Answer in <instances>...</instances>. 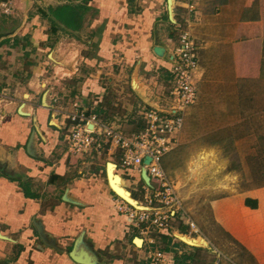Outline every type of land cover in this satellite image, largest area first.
Returning a JSON list of instances; mask_svg holds the SVG:
<instances>
[{
	"label": "crops",
	"instance_id": "crops-1",
	"mask_svg": "<svg viewBox=\"0 0 264 264\" xmlns=\"http://www.w3.org/2000/svg\"><path fill=\"white\" fill-rule=\"evenodd\" d=\"M84 1L0 0V264H146L147 252L154 245L168 254V264H174L175 252L185 255L192 248L189 243L194 240L186 243L181 239H194L185 235L186 227L184 233L175 229L172 236L168 235L171 246L177 242L186 246L173 247L170 252L160 238L163 234L153 230L157 234L154 237L152 231L136 227L119 206L125 203L137 208L112 188L135 204L124 186L127 183L140 189L145 183L142 175L123 169V176H119L110 165L111 188L100 174L101 167L89 172L87 157L73 156L68 151L63 117L70 112L71 103L79 99L90 113L111 125L112 120L102 116L109 103V87L116 86L112 83L119 77L115 72H123L130 65L131 90L139 96L133 83L144 91L142 80L167 67L173 50L164 43L161 26L168 9L163 10L160 0L148 8L147 0H93L87 4L90 10L76 32L51 15V10L82 6ZM231 8L239 16L242 12L241 33L235 36L234 49L223 51L225 84L230 89L224 109L222 100H217V109L227 122L242 123L251 130L245 152L258 153L264 159V0H240ZM156 25L159 27L154 29ZM63 35L79 48L76 53L71 50L70 65L65 68L79 85L65 113L60 107L63 97L55 107L51 105L54 97L59 99L52 80L61 66L57 52L58 45H64ZM199 41L200 78L205 76L206 80L209 72L200 65L203 54H210L215 62L216 52L210 49V43ZM157 46L164 48L163 57L154 53ZM78 57L74 63L73 58ZM53 69L55 73H51ZM211 101L206 100V105ZM203 102L198 98V104L188 109L179 136L180 147L200 135L199 129L193 132L190 124L191 119L203 114ZM180 149L175 156L186 155ZM254 168H262L260 161ZM80 174L84 177L76 176ZM53 175L58 178L51 182ZM20 183L27 185L36 198H27ZM139 199L133 198L137 203ZM217 218L224 219L220 224L253 264H264V182L239 194L234 207ZM136 239L141 240V247L134 244ZM2 249L15 250L16 256L8 260Z\"/></svg>",
	"mask_w": 264,
	"mask_h": 264
},
{
	"label": "rangeland",
	"instance_id": "rangeland-1",
	"mask_svg": "<svg viewBox=\"0 0 264 264\" xmlns=\"http://www.w3.org/2000/svg\"><path fill=\"white\" fill-rule=\"evenodd\" d=\"M154 1L156 0H147L148 5L146 7H152ZM238 1L240 0H174L172 15L166 10L167 16L163 19L161 26L166 38L164 43L173 50L171 57L178 54L180 39L185 33H189L197 45L200 43L199 39L210 43L212 45L210 49L216 52L215 62L212 61L211 58L214 57L210 54H203V61L201 60L200 63L202 68L209 72V78L206 80L205 76L200 78L199 72L198 78L195 80L199 102L203 100L204 105L200 107L203 114L198 118L191 119L190 126L193 132L199 129L198 134L200 135H196V138L192 137V141L187 146L180 147L179 136L181 133H179L176 138L177 146L162 160L164 170L176 187L180 201H183L185 210L189 212L200 231L201 237L195 238L196 240L183 238L188 243L189 240L200 242L197 244L199 246L189 243L192 248L191 250L187 249L186 252L194 260L186 264H253L252 259L241 245L233 237H230L220 224L224 219L217 218L225 215V211L234 207V201L237 200L239 194L256 187L257 182H264V159H262V155L255 152L253 154L245 152L249 149L247 147V135L251 134V130H247L246 125L244 126L242 123L227 122L223 114L220 115L221 112L218 111L217 108L219 107L216 104L217 100H222L221 110L224 109L225 95L230 89L225 84L227 75L223 51L227 49L230 53L234 49L235 36H239L241 33L240 18L242 12L239 16L231 8ZM160 2L163 10L168 9L166 0H160ZM156 27L159 26H154V29ZM61 38L64 40V45H60V43L57 52L59 55L58 62L61 66L57 69V73L53 74L55 78L52 80V86L55 87L54 93L59 97L58 100H60V96L63 97L60 107L63 108V112H61L65 113L66 109L69 108L67 103L74 100L73 94L77 92L79 87L78 81L71 79L65 68L70 65L71 57L68 55L71 50L76 53L79 48H76L74 44L71 45L70 39L64 35ZM63 53L65 54L64 57ZM76 61H79V57L73 58V62L76 63ZM80 63L78 67H81ZM171 66L170 58L167 60V67L156 72V76L150 77L149 75L148 78L142 80L145 86L144 91H141V85L136 87L135 84L137 83L134 82L133 89L140 94L139 96L134 95L131 90L132 71L130 65L128 68L125 67L123 72H115V75L119 77L115 78L112 83L116 86L109 87V103L106 106L105 114L102 116L106 120H112L109 126L117 129L124 136L130 137L140 133L144 128L145 116L152 107L165 108L171 106L173 98L170 96V91L175 82L174 77L166 72V68L170 69ZM120 68V66L117 67L119 70ZM51 73H55V70H51ZM233 75L235 76V72ZM206 100H212L210 105H206L208 103L205 102ZM196 103L197 101L193 105ZM56 105L57 103L52 101V106L55 107ZM192 106L185 110L184 117ZM178 148L186 152V155L178 153L175 156ZM185 149L188 150L185 151ZM259 161L262 168L258 170L254 167ZM85 162L88 163V171L91 173L95 172L92 168L101 167L103 173L100 174L106 178L108 163L116 166L115 173L117 175L123 176L124 174L120 165L119 154H104L102 157L90 156L85 159ZM248 165H253V168H248ZM76 176L84 177L82 174ZM127 185L126 183L124 187L134 194L133 198H140L141 204L139 206H145L143 185L139 187L140 189ZM230 196L234 197L233 201L226 200ZM237 203L235 202V204ZM178 223H174V227L180 228ZM152 235L156 237L157 234L152 231ZM3 251L6 257L8 256V260L13 259L17 253L11 249H4Z\"/></svg>",
	"mask_w": 264,
	"mask_h": 264
},
{
	"label": "built area",
	"instance_id": "built-area-1",
	"mask_svg": "<svg viewBox=\"0 0 264 264\" xmlns=\"http://www.w3.org/2000/svg\"><path fill=\"white\" fill-rule=\"evenodd\" d=\"M180 40L178 54L171 57L170 69L166 68L175 82L170 91L172 104L165 108L152 107L145 116L146 123L140 133L124 136L96 114L90 113L79 99L71 103L70 112L63 117L67 131L65 142L71 155L102 157L104 154H119L122 169L136 171L139 175L147 170L150 185L143 184L145 206L140 205L139 210L125 203L119 206V211L126 213L136 227L172 236V231L181 230L183 226L187 229L185 235L195 239L201 237L198 226L185 210L162 164L164 156L177 146L176 138L184 128L185 110L198 98L195 80L199 73V48L189 33H185ZM52 101L57 103L58 99L54 97ZM146 158L151 159L148 165L144 164ZM176 222H179L180 228L174 227ZM174 240L177 239L174 237ZM169 261L166 252L155 245L149 248L146 264H168Z\"/></svg>",
	"mask_w": 264,
	"mask_h": 264
},
{
	"label": "trees",
	"instance_id": "trees-1",
	"mask_svg": "<svg viewBox=\"0 0 264 264\" xmlns=\"http://www.w3.org/2000/svg\"><path fill=\"white\" fill-rule=\"evenodd\" d=\"M93 0H85L84 5L82 6H73V5H66L64 7H60L56 10H51V15L61 24H63L66 29L76 32L79 31L82 28V21L84 18V14L86 11H89L90 9L88 8V3L92 2ZM56 26V25H55ZM56 29H60L59 26H56ZM167 72V71H166ZM58 178V176L53 175L51 178V182ZM20 187L23 189L24 194L27 198H36V196L30 193L29 187L27 185L20 183ZM256 206V202L254 203V207ZM182 232L184 233V227H181ZM187 231V229H186ZM161 240L165 243H167V248L166 251L170 252L173 250V247L175 248L176 246H182L186 247L183 243L177 242L174 244V246H171V241L172 238L167 235H161L160 236ZM175 260L174 264H186L187 262H191L193 260V257L187 254L183 255H178L177 252L174 253Z\"/></svg>",
	"mask_w": 264,
	"mask_h": 264
},
{
	"label": "water",
	"instance_id": "water-1",
	"mask_svg": "<svg viewBox=\"0 0 264 264\" xmlns=\"http://www.w3.org/2000/svg\"><path fill=\"white\" fill-rule=\"evenodd\" d=\"M173 3H174V0H167V4H168V11H169V14L172 15V6H173ZM154 53L159 56V57H163L164 53H165V50L164 48L160 47V46H157L155 49H154ZM150 158H146L144 160V164L145 165H148L149 162H150ZM112 165L114 167V170L116 171V166L114 164H111V163H108L107 164V178H108V181H109V184H110V187L112 188V185H111V181H110V178H109V166ZM142 178L144 180V182L147 184V185H150V178L148 177V174H147V170L144 169L143 172H142ZM112 190L119 196L121 197L122 199H124L126 202H128L129 204H131L133 207L137 208V209H141V207L138 205V203L133 200V198L131 197V193L129 192L130 194V199L135 203L137 204L136 206L131 202H129V200L123 198L122 196H120L113 188ZM126 193H128V191H126ZM183 239V238H181ZM184 241V239H183ZM141 240L140 239H136L134 240V244L138 247H141L142 245V242L140 244ZM186 242V241H185ZM187 243V242H186Z\"/></svg>",
	"mask_w": 264,
	"mask_h": 264
},
{
	"label": "bare ground",
	"instance_id": "bare-ground-1",
	"mask_svg": "<svg viewBox=\"0 0 264 264\" xmlns=\"http://www.w3.org/2000/svg\"><path fill=\"white\" fill-rule=\"evenodd\" d=\"M111 170H112V167H111ZM110 176H111V179H113V174H112V172L110 171ZM195 241V240H194ZM191 242V243H193V244H195V245H197L198 243H200L199 241H195V242ZM140 244H141V242H140ZM201 244H203L202 242H201Z\"/></svg>",
	"mask_w": 264,
	"mask_h": 264
}]
</instances>
